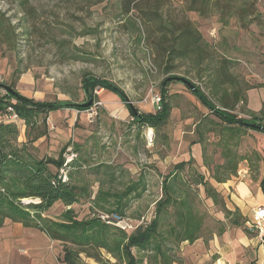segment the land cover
I'll return each instance as SVG.
<instances>
[{"label":"rangeland","instance_id":"rangeland-1","mask_svg":"<svg viewBox=\"0 0 264 264\" xmlns=\"http://www.w3.org/2000/svg\"><path fill=\"white\" fill-rule=\"evenodd\" d=\"M95 1L98 0H32L23 6L20 0H0V13L14 28L11 60L16 63L18 73L29 72L41 92L47 90L43 101L85 104L80 80L89 74L120 88L140 112L154 113L152 98L160 96L161 82L173 76L199 86L217 107H222L224 103H233V91L243 96L253 76L264 72V0H248V13L240 12L236 17L232 15L237 8L230 9L233 6L227 0L195 11L189 8H200V0H102L96 5ZM126 2H130L127 13ZM237 5L240 7L242 3ZM186 22L200 33L207 46L200 57L168 63L174 69L166 74L167 39L162 34L170 35L171 24L178 29L179 24ZM219 81L222 83L216 85ZM184 86L174 83L167 87L171 112L167 123L157 131L138 129L130 116L123 119L117 108L109 113L100 100L105 92L100 90L91 107L94 114L91 116L87 111V132L72 134L71 140L80 141L79 153L90 152L89 162L85 157L86 164L95 163L92 159L110 158L112 166L129 165L128 173L116 170L113 173L116 179L110 182L109 177L103 176V169L94 173V164L85 166L81 161L82 168L74 175L75 179L87 183L93 193L100 179L104 180V188L122 190L128 181L139 178L141 169L148 188L140 199L129 200L125 214L132 220L153 210V202L160 195L157 174H168L182 155L191 153L190 142L180 144L179 116L199 117V113L194 105L197 101ZM203 109L212 119L208 110ZM241 110L240 103L232 107L237 116ZM164 136L168 145L163 143ZM218 139L219 134H209L205 143L206 156L214 163L222 162L220 148L216 147ZM49 141L47 136L46 147H50ZM67 145V151H73L71 141ZM252 145L251 139L241 142L239 139L237 151L249 155ZM199 168L207 175L205 169ZM203 205L202 211L208 213L204 201ZM80 206L75 209L88 216V204ZM58 214L59 209L54 208L50 216L54 219ZM205 224L208 230L216 228L212 217Z\"/></svg>","mask_w":264,"mask_h":264},{"label":"trees","instance_id":"trees-1","mask_svg":"<svg viewBox=\"0 0 264 264\" xmlns=\"http://www.w3.org/2000/svg\"><path fill=\"white\" fill-rule=\"evenodd\" d=\"M30 1L32 0H20V3L24 6ZM220 1L200 0L201 7H190L189 11L202 10L204 6L211 4L216 6ZM227 1L233 6L230 9L237 8L232 16L236 17L240 12L248 13V0ZM101 2L102 0H98L93 4ZM239 2L242 5L235 6ZM129 5L130 2H126L125 13L128 12ZM191 5L193 6L194 2ZM133 25L135 26V22ZM169 29L170 35L162 34V38L167 39L164 49L166 74L174 69L168 63L191 56L200 57L203 47L207 46L200 33L189 22L179 24L178 29L171 24ZM14 45V28L10 26L6 16L0 13V47L4 48L5 52H10L14 50ZM14 74L19 73L16 70ZM174 83L183 84L173 76H168L161 82L160 105L154 113L140 112L127 100L120 88L104 80L92 78L89 74H84L80 80V87L86 99L84 103L92 101L88 108L67 101H36L20 95L12 83L7 86L0 83V91H6L5 95L0 93V228L9 220L25 228L38 230L51 241L60 243L61 264H84L82 258L91 260L94 264H179V246L184 242L193 243L200 239L206 220L210 217L205 210L202 211L204 205L199 194L200 188L203 189L205 199H210L215 207H219L226 219L232 215L236 217L238 212L225 208L222 196L211 185L210 180L218 184L226 183L236 176L238 165L243 161H247L250 170H257L260 156L255 152L242 156L237 148L239 138L246 131L264 132V104L259 113H249L247 118H238L232 113L233 105L245 103L244 95L241 96L237 90L233 91L231 105L224 103L222 107H217L199 86L193 84L194 90L184 86L213 117L210 119L206 115L195 125L197 140L192 142L202 146V168L206 170L207 175L201 172L192 158L187 162L175 164L172 171L166 175L158 173L160 195L153 202L154 208L150 211L153 217L148 222L137 225L130 233L103 223L99 215L115 214L131 220L135 225L138 224L146 214L132 220L126 217L125 213L131 198L140 199L147 192V182L143 175L135 182L128 181L122 190L104 188V180H97L98 188L93 193L87 183L76 180L74 176L78 175L82 168L79 144H71L73 151L70 153L75 157L66 166L68 145L62 146L56 157H38L33 144L48 136V115L61 109L89 110L96 101L95 90L116 95L125 105L132 124L138 129L151 128L157 131L169 119L171 105L167 87ZM217 83L222 82H216V85ZM263 86L264 84L259 85ZM13 116L25 128V142H18L20 131L17 122L11 120ZM214 133L219 134L216 147L220 148L221 163H214L210 158L208 160L205 152L207 136ZM163 143L168 145L167 136H164ZM83 162L86 165V160ZM100 169L105 171L103 176L109 177L110 182L116 179L113 174L116 169L113 167L98 165L94 166L92 171L99 173ZM260 188L264 195V179L260 182ZM58 202L69 209L54 219L43 217V214ZM81 203L88 204V216L81 215L80 211L75 212L72 208ZM242 223L245 224V221ZM214 224L218 227L219 223ZM231 224L241 226L236 220ZM222 229L220 227V231Z\"/></svg>","mask_w":264,"mask_h":264},{"label":"crops","instance_id":"crops-1","mask_svg":"<svg viewBox=\"0 0 264 264\" xmlns=\"http://www.w3.org/2000/svg\"><path fill=\"white\" fill-rule=\"evenodd\" d=\"M10 54V52L6 53L4 48L0 47V83L6 86L12 83L20 95L36 101H43L44 92L47 90L43 89V92H41V88L35 84L29 72L14 74L17 65L11 60L12 54ZM251 81L250 87L244 92L245 103L239 102L242 105V112L240 116H237L238 118H247L249 113H259L264 104V86L259 87V85L264 84V72L254 75ZM100 100L109 113L117 108L122 114L121 117L126 119L128 111L116 95L105 92ZM194 105L198 107L199 117L195 115L193 117L179 116V140L182 146L189 145V142L191 144L197 140L194 130L195 125L207 115L198 102H195ZM87 111L61 109L51 112L46 122L48 132H50L48 136H50L49 142L51 145L46 147L48 145L47 137L37 140L33 146L39 151L37 152L38 157H56L60 148L70 141L71 144L79 143V139L71 140L72 134L73 132L76 134L87 132L89 123ZM19 126L21 127H19L18 142L21 143L25 142V128L21 123ZM239 139L240 142L245 139L252 140L251 152L257 153L261 158L257 170H250L247 161H243L238 165L237 176L231 177L226 183L218 184L210 180L211 185L222 196L225 208L231 212L236 210L238 213L236 217L232 215L226 219L221 209H217L210 199H205L203 189L200 188L199 194L208 208L209 216L219 224L213 230H208L205 224L200 239L193 243H182L178 250V257L181 260L179 264H264V223L259 231H250L246 228V224L251 220L252 210L260 206L264 207V195L260 188V182L264 179V132L248 130ZM190 150V154L182 155L175 164L187 162L192 158L198 168L203 167L201 144L192 143ZM118 154L120 153L118 152ZM239 154L249 156L242 154L240 151ZM79 157L82 159L81 161H85L86 157L87 162H89L90 152L87 153L83 150L79 153ZM92 162L95 163L86 165H107L117 171H123V173H128L130 169L129 165L125 163L123 165L116 163V166H112L114 164L111 163L110 158H98L96 161L92 159ZM150 163L147 164L150 165ZM140 172L141 169H139V176L141 175ZM157 179H159L158 175ZM137 180L132 179L131 181L135 182ZM146 188H148V184ZM81 204L72 207L75 212L80 211L75 208H81ZM54 208L59 209L58 215L69 209V207H64L58 202L43 214V217L51 218L50 213ZM235 220L241 223V226L231 224ZM242 221H245V224ZM220 227L223 228L221 231ZM61 254L60 243L51 241L36 229L25 228L21 224L9 220H6L0 228V264H61L59 262ZM82 260L85 261V264L91 263V260L85 258H82Z\"/></svg>","mask_w":264,"mask_h":264},{"label":"built area","instance_id":"built-area-1","mask_svg":"<svg viewBox=\"0 0 264 264\" xmlns=\"http://www.w3.org/2000/svg\"><path fill=\"white\" fill-rule=\"evenodd\" d=\"M98 91L100 90H95L94 94L97 95ZM0 93L1 95H5L6 91L1 90ZM152 104L156 107V109H158L160 105V96H155L154 98H152ZM88 111H90L91 116L92 114H94L93 112L94 110L92 108H90ZM11 120L17 122V119L15 116L11 117ZM19 123L21 122H17V124ZM67 152H69V154L65 155V158H66L65 166L68 163H70L71 160L75 157L74 154L70 153L71 152L70 150H68ZM61 173H64V172L61 171ZM152 217H153V213L150 212L149 215H145L143 218H141L138 224L135 225L131 220L122 218L115 214L114 215H99V219L103 223L109 226H112L114 228H117L126 233L132 232L137 225L148 222ZM263 223H264V207L260 206V207H257L255 210H253L251 220L246 225L250 231H254V230L259 231Z\"/></svg>","mask_w":264,"mask_h":264},{"label":"water","instance_id":"water-1","mask_svg":"<svg viewBox=\"0 0 264 264\" xmlns=\"http://www.w3.org/2000/svg\"><path fill=\"white\" fill-rule=\"evenodd\" d=\"M178 80H180V82H182L188 89H190V90H194V86H193V84L191 83V82H189V81H187V80H185V79H182V78H177ZM91 103H92V101L90 100V101H88L87 103H85V104H82V105H80L82 108H88L90 105H91ZM24 203H26V201L24 202ZM28 203V202H27Z\"/></svg>","mask_w":264,"mask_h":264},{"label":"bare ground","instance_id":"bare-ground-1","mask_svg":"<svg viewBox=\"0 0 264 264\" xmlns=\"http://www.w3.org/2000/svg\"><path fill=\"white\" fill-rule=\"evenodd\" d=\"M151 135H152V130H151V129H149L148 136H147L149 140L151 139V138H150V137H151Z\"/></svg>","mask_w":264,"mask_h":264}]
</instances>
